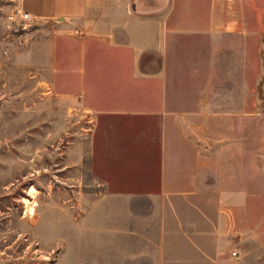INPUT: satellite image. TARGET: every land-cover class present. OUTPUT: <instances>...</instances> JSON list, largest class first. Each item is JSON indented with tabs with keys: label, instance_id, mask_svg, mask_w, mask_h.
<instances>
[{
	"label": "crops",
	"instance_id": "crops-1",
	"mask_svg": "<svg viewBox=\"0 0 264 264\" xmlns=\"http://www.w3.org/2000/svg\"><path fill=\"white\" fill-rule=\"evenodd\" d=\"M21 5L64 28L65 70L74 84L66 94L80 97L93 118L97 192L77 232L92 237L110 264L240 261L225 245L243 218L212 214L213 186L220 187L218 207L228 208L233 193L238 204L245 97L252 107L264 100V0ZM81 144L75 148L83 162Z\"/></svg>",
	"mask_w": 264,
	"mask_h": 264
},
{
	"label": "rangeland",
	"instance_id": "rangeland-1",
	"mask_svg": "<svg viewBox=\"0 0 264 264\" xmlns=\"http://www.w3.org/2000/svg\"><path fill=\"white\" fill-rule=\"evenodd\" d=\"M23 11L21 0H0V264H110L95 240L76 230L97 192L89 159L93 118L80 97L66 94L74 84L65 70L64 28L48 18L24 19ZM248 101L238 204L233 193L228 208H219L220 187L213 186L212 214L243 218L225 245V253L241 257L230 264H264V100L260 107ZM76 143H83V162ZM24 197L37 201L34 212Z\"/></svg>",
	"mask_w": 264,
	"mask_h": 264
},
{
	"label": "built area",
	"instance_id": "built-area-1",
	"mask_svg": "<svg viewBox=\"0 0 264 264\" xmlns=\"http://www.w3.org/2000/svg\"><path fill=\"white\" fill-rule=\"evenodd\" d=\"M21 15L24 19H27V20H35L36 19V17L30 11H27V10L23 11ZM233 254L237 256L238 251L233 250Z\"/></svg>",
	"mask_w": 264,
	"mask_h": 264
},
{
	"label": "bare ground",
	"instance_id": "bare-ground-1",
	"mask_svg": "<svg viewBox=\"0 0 264 264\" xmlns=\"http://www.w3.org/2000/svg\"><path fill=\"white\" fill-rule=\"evenodd\" d=\"M32 189L33 190H37L35 186H32ZM24 200L27 201V202H32V204L30 205V210H31V213L35 211V204H36V200H30V198L28 197H24ZM29 210V211H30Z\"/></svg>",
	"mask_w": 264,
	"mask_h": 264
}]
</instances>
